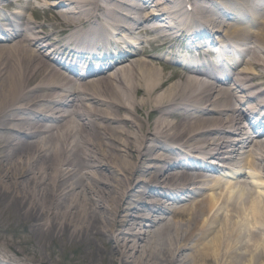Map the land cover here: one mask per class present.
I'll return each instance as SVG.
<instances>
[{"label": "bare ground", "instance_id": "6f19581e", "mask_svg": "<svg viewBox=\"0 0 264 264\" xmlns=\"http://www.w3.org/2000/svg\"><path fill=\"white\" fill-rule=\"evenodd\" d=\"M26 1L47 4L46 25L0 17L4 258L29 264L25 243L37 264L71 251L74 264H264V120L247 131L264 113V0ZM204 22L212 43L250 58L229 74L177 57L168 74L154 49L112 51L123 34L162 47ZM242 149L250 182L215 164L236 166Z\"/></svg>", "mask_w": 264, "mask_h": 264}, {"label": "rangeland", "instance_id": "374dc122", "mask_svg": "<svg viewBox=\"0 0 264 264\" xmlns=\"http://www.w3.org/2000/svg\"><path fill=\"white\" fill-rule=\"evenodd\" d=\"M42 20H45V18H48V13H42V16H41ZM44 23V22H43ZM148 45V43L146 44V46ZM147 49H149V46L147 47ZM165 53V51H162V50H157L156 51V54L157 53ZM166 55V54H165ZM166 73L170 74L171 73V70H167ZM246 149H243L242 150V155L240 156V160L238 161L239 163L237 164L236 168H230V167H227L226 165H223V162L219 161L217 164L219 165V167L223 168V169H226L227 172H230L231 169H241L243 171H245L247 174H253L255 173L256 171L251 168V167H248V166H242L244 164V158L246 157ZM245 152V153H244ZM235 167V166H233ZM249 176H246L247 180H250L248 179ZM11 232L9 231L8 234L11 233V235L13 236H19L20 238L24 239L23 235H24V232H25V229L22 225H12L11 226ZM29 246L27 247V244L25 243H20L16 249H17V253H19V257L22 258L23 260H25L27 263L29 264H37L35 262L32 261L31 259V256L25 252L27 249L29 250ZM0 257L3 258V260H5L6 263L8 264H19L18 262L16 261H12V260H9L7 258H4V254H1L0 253ZM75 257V254L74 252H67V256L66 257H63L62 255L58 256V263L56 264H74V260L72 258Z\"/></svg>", "mask_w": 264, "mask_h": 264}]
</instances>
